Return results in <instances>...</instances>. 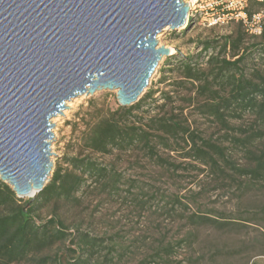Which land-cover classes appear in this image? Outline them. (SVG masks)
<instances>
[{"label":"trees","instance_id":"16d2710c","mask_svg":"<svg viewBox=\"0 0 264 264\" xmlns=\"http://www.w3.org/2000/svg\"><path fill=\"white\" fill-rule=\"evenodd\" d=\"M259 7L251 0L248 12ZM200 45L207 55L205 62H201V53L166 56L168 66L161 71L173 75L169 80L161 74L159 83H165L166 89L148 88L129 106L95 109L83 131L85 154L68 157L69 167H57L50 181L33 198L22 200L0 180V264L21 262L38 254L36 260L42 264L50 260L58 264L110 263L114 246L102 260L91 261L101 239L80 231L79 226L71 232L59 212L62 206L79 204L77 193L83 185L89 187L87 181L103 192L117 191L122 173L111 163L98 161L97 155L132 153L136 158L128 159L129 163L138 164L141 159L153 164L161 175L180 178L186 177L182 171L192 167L219 181L228 178L230 169L238 175L237 179H264V23L260 34L255 35L236 21L233 30L202 40ZM254 59L262 63L261 67ZM244 112L253 114L254 127L243 136L229 134L233 129L230 118ZM191 113L215 123L224 131L226 141L231 139L235 146L243 147L247 164L237 166L223 141L206 136ZM254 142L261 144L257 150L253 149ZM139 155L142 157L138 158ZM135 182L126 180L131 188ZM173 198L174 205H188L177 195ZM46 205L52 207V215L38 222V213ZM187 217L197 225L223 228L230 224L198 212ZM67 239L82 255L68 259L47 253L54 244Z\"/></svg>","mask_w":264,"mask_h":264},{"label":"rangeland","instance_id":"374dc122","mask_svg":"<svg viewBox=\"0 0 264 264\" xmlns=\"http://www.w3.org/2000/svg\"><path fill=\"white\" fill-rule=\"evenodd\" d=\"M235 26V20L212 26L195 20L178 29L165 27L157 34V40L159 45L170 49L169 55L201 53V62H205L207 55L202 52L200 42L223 35ZM165 60L166 56H163L143 93L151 87L166 89L165 83H159L161 74H171L161 71L162 67L168 66ZM256 63L261 67V62ZM171 76L167 75L169 80ZM65 104L62 113L51 118L54 123L51 128L53 136L49 140L52 168L46 184L57 167H69L68 157L85 154L82 136L90 114L101 107L114 109L119 105L115 90L78 94ZM191 118H197L196 124L206 136L223 141L237 166L247 164L244 148L235 146L231 139L226 141L224 131L215 123L194 115ZM253 120L254 116L249 112L230 118L233 129L229 134L243 136L254 127ZM253 145L255 150L261 146L259 142ZM115 154L97 155L96 158L111 163L122 173L117 191L109 194L87 181L89 187L83 185L77 193L79 204L62 206L59 210L69 223L71 232L79 226L80 231L101 239L91 261L102 260L114 246L109 264H264V179H237L238 175L230 169L227 175L233 176L226 175L228 178L219 181L192 167L182 171L186 176L183 178L161 175L153 164L141 159L138 164L129 163L135 157L132 153ZM128 179L136 180L134 187H128ZM173 195L188 205H174ZM28 198L22 197V200ZM51 211L50 205L43 206L37 221H45L52 215ZM192 212L230 221V224L223 228L197 225L187 217ZM72 249H76V245L67 239L54 244L47 253L68 259L82 255L77 249L71 252ZM37 257L12 264H42L36 260ZM46 264L58 263L50 260Z\"/></svg>","mask_w":264,"mask_h":264},{"label":"water","instance_id":"95a60500","mask_svg":"<svg viewBox=\"0 0 264 264\" xmlns=\"http://www.w3.org/2000/svg\"><path fill=\"white\" fill-rule=\"evenodd\" d=\"M183 0H0V180L33 198L52 168L51 118L78 94L136 102L186 25Z\"/></svg>","mask_w":264,"mask_h":264},{"label":"built area","instance_id":"2783aa9c","mask_svg":"<svg viewBox=\"0 0 264 264\" xmlns=\"http://www.w3.org/2000/svg\"><path fill=\"white\" fill-rule=\"evenodd\" d=\"M251 0H186L189 5L186 24L198 20L206 26L235 20L242 22L249 34L258 35L264 23V0H255L260 7L248 12Z\"/></svg>","mask_w":264,"mask_h":264}]
</instances>
